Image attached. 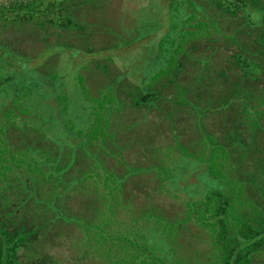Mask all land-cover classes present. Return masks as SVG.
I'll return each instance as SVG.
<instances>
[{"label":"rangeland","instance_id":"1","mask_svg":"<svg viewBox=\"0 0 264 264\" xmlns=\"http://www.w3.org/2000/svg\"><path fill=\"white\" fill-rule=\"evenodd\" d=\"M177 1L0 0V49L31 60L34 67L32 75L18 69L4 74L5 66L16 61L0 60V103L16 101L27 110L17 127H4L6 140L13 149L51 157L62 175L51 200L60 217L47 205L49 184L25 178L36 200L21 187L0 185V243L9 246L6 264H113L109 255L118 248H97L80 226L93 223L97 209L104 207L86 188L92 179L79 182L95 165L98 174L110 172L118 188L119 205L114 197L115 216L106 230H121L126 223L132 227L130 213L178 221L182 200L202 196L215 183L205 178L196 159L208 148L207 143L199 147L206 137L231 147L229 173L244 182L247 195L257 197L256 187L264 178V109L254 112L258 125L252 127L244 119L242 102L226 98L225 104L231 103L223 106V99L259 98L264 91L259 66L245 64L234 44L209 35L188 41L169 74L143 89L160 67L153 54L156 40L169 34ZM191 1L222 31L239 26L241 51L245 45L258 47L257 40L246 36L245 18L227 13L244 0ZM248 18L264 25V17L255 12ZM76 73L90 95L100 90L113 95L106 135L94 143L82 142L75 133L86 122L73 90ZM52 75L60 83L51 84ZM236 82L238 89L232 87ZM53 92L66 94L72 104L61 111ZM64 124L72 129L67 132ZM173 235V255L189 264L206 261L207 244L192 224L177 225Z\"/></svg>","mask_w":264,"mask_h":264},{"label":"trees","instance_id":"2","mask_svg":"<svg viewBox=\"0 0 264 264\" xmlns=\"http://www.w3.org/2000/svg\"><path fill=\"white\" fill-rule=\"evenodd\" d=\"M251 12H255L259 18L264 17V0H244L235 10L227 11L229 15L245 18L243 25L247 26V38L251 37V40L258 41V47L254 50L245 45L241 51L236 36L240 31L239 26L234 27L231 32L222 31L214 19L206 17L191 0H178L172 9L169 34L161 40H156L153 54L158 56L160 67L149 75L148 82L169 74L170 70L176 66L177 57L183 53L184 45L188 41H196L209 35L219 36L227 43L234 44L242 54L241 60L245 64L250 62L255 67L259 66L260 72L262 71L261 78L264 80V25H256L250 21L248 17ZM68 52L72 55L75 53L70 50ZM257 55L258 60L255 59ZM2 59L5 64H8L10 60L16 61L12 65L5 66L4 74L15 72L16 69L31 75L33 73L34 67L31 65L33 64L31 60L19 59L4 48L0 49V60ZM56 77V75L48 77L51 84L60 83ZM40 78L44 80L43 77ZM3 80L7 81V79ZM72 81L73 90L78 97L77 101L79 100V110L86 119L83 126L75 129V133L79 135V140L83 139L82 142L99 141L106 135L105 128L108 114L111 112L110 107L113 104V95L101 90L97 96L90 95L82 82L81 75L77 73ZM151 82L143 83V89L145 84H151ZM237 85L236 82L232 87L238 89ZM53 95L61 111H65L70 106L71 102L67 103L66 94L53 92ZM146 95L150 99L154 96L150 93ZM226 98L231 102H242L245 109V121L250 122L252 127L258 125L254 112H262L264 109V91L253 101L240 95L232 97L225 95L223 106L231 103L225 104ZM11 102L9 105L0 103V185L21 187L28 192L30 198L36 200V192L28 190L25 178L31 179L35 185L36 183L49 184L48 198L50 200L47 205L53 215L60 217L59 210L51 200L52 197H56L54 189L62 180L61 169L55 166L51 157L35 150L13 149L7 142L4 127L10 123L17 127V122H22L23 116L27 113L25 107L15 104L16 101ZM65 127L67 132L72 129L68 125ZM206 138L205 142L200 141L199 147L204 148V143H207L208 148L205 154L202 153L203 156L200 150L196 159L201 163L205 178L215 183L212 189L203 193L202 196L183 199L181 217L174 223H169L148 212H143V218L132 217L130 213V224L136 227L135 229H131L132 227H129L126 222L127 226L121 230L104 229L115 216L111 206L114 197L115 205H119L116 198L118 188L115 177L103 169L102 173L98 174L95 170L96 165L93 171L88 174L83 173L79 182L92 179L90 188L89 186L86 188L97 194L96 197L100 199L97 203L104 207L97 209L98 219L96 217L93 223H81L80 226L91 234L90 239L95 241L97 248L107 247L108 244L118 248L117 253L115 251L113 255H109L114 257L113 264H189L184 263L183 256L173 255L175 248L173 232L177 225L186 223L192 224L207 244L206 261L194 264H264V178L256 187L257 197L247 195L244 182L235 179L229 173L228 150L231 147ZM157 171L164 175L168 173L167 170ZM141 224H143V232ZM8 249L6 242L0 243V264H6Z\"/></svg>","mask_w":264,"mask_h":264}]
</instances>
